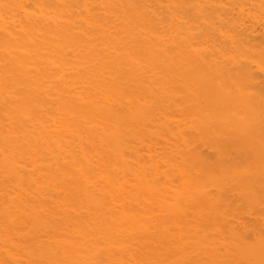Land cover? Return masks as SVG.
Returning <instances> with one entry per match:
<instances>
[{
    "label": "bare ground",
    "instance_id": "bare-ground-1",
    "mask_svg": "<svg viewBox=\"0 0 264 264\" xmlns=\"http://www.w3.org/2000/svg\"><path fill=\"white\" fill-rule=\"evenodd\" d=\"M0 264H264V0H0Z\"/></svg>",
    "mask_w": 264,
    "mask_h": 264
}]
</instances>
